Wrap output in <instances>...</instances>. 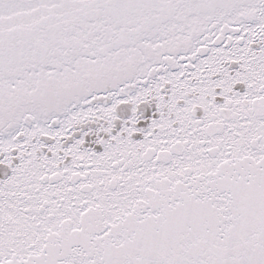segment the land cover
I'll use <instances>...</instances> for the list:
<instances>
[{"label": "snow or ice", "instance_id": "snow-or-ice-1", "mask_svg": "<svg viewBox=\"0 0 264 264\" xmlns=\"http://www.w3.org/2000/svg\"><path fill=\"white\" fill-rule=\"evenodd\" d=\"M0 264H264V0H0Z\"/></svg>", "mask_w": 264, "mask_h": 264}]
</instances>
